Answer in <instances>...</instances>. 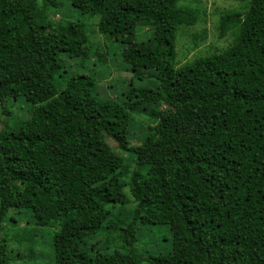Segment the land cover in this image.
<instances>
[{
  "label": "trees",
  "instance_id": "16d2710c",
  "mask_svg": "<svg viewBox=\"0 0 264 264\" xmlns=\"http://www.w3.org/2000/svg\"><path fill=\"white\" fill-rule=\"evenodd\" d=\"M9 1L23 8H0V107L24 96L34 108L16 130H0V264L22 258L7 229L18 221L10 212L22 209L30 257L44 228H56L51 264H264V0L220 17V37L236 31L227 49L178 68L177 32L197 24V8L72 0L82 14L100 16L101 34L125 45L134 79L157 80L156 88L132 86L123 103L100 97L89 75H60L66 86L58 87L61 55L91 50L78 23L55 26L42 16L39 2L56 8V0ZM141 26L150 35L138 41ZM134 113L156 119L140 144L131 143ZM107 136L135 157L131 171ZM117 203L121 218L110 220L108 206ZM140 224L170 225L172 252L139 249ZM100 230L118 233L124 249L84 252Z\"/></svg>",
  "mask_w": 264,
  "mask_h": 264
},
{
  "label": "rangeland",
  "instance_id": "374dc122",
  "mask_svg": "<svg viewBox=\"0 0 264 264\" xmlns=\"http://www.w3.org/2000/svg\"><path fill=\"white\" fill-rule=\"evenodd\" d=\"M58 7L48 5L44 1L39 2V10L42 16L51 20L55 26L65 25L68 22L78 23L89 36V47L91 54L87 57H70L63 53L62 69L57 75V84L60 89L66 86L64 77H71L77 74L89 75L96 84V93L105 99H112L119 103L129 101L128 92L132 86L156 88L157 80L149 77L148 73L138 79H134V72L130 65L123 59L124 44L115 38L103 35L98 30L100 16L91 17L82 14L72 3V0H56ZM250 0H183L180 6H190L200 11L199 21L194 26L182 25L178 29L176 39V68L187 63H191L197 57L206 56L213 53L222 52L227 49L234 41L236 31H230L224 37L219 36V19L226 12L231 10H247ZM2 11L14 13L23 6L9 0H0ZM150 29L141 26L136 32L138 41L147 39ZM163 103L159 108H165ZM4 109L0 107V130H16L20 120L28 119L31 116L34 106L27 101L24 96L18 98H8L4 102ZM134 121L130 128L131 143L140 144L141 140L147 136L150 128L156 124L155 118L144 116L139 113L133 114ZM111 147L120 152L126 159L131 171L134 166L135 157L129 152H123L119 148V143L112 137H106ZM126 181L130 178V172L124 173ZM124 193L129 202L125 205L132 208L136 205L134 197L131 195L130 188L126 187ZM113 210L110 220L118 221L121 217L118 210L121 204L108 206ZM23 213L18 214L11 211L17 217V222L7 223L10 238V249L13 255L21 254L22 258H17L13 264H51L53 263L52 236L55 227H45L39 239L38 256H29L27 240H24L25 230L31 228L27 224L29 210L22 209ZM13 212V213H12ZM27 216V217H26ZM23 217V218H22ZM139 249L148 252L152 256H167L173 249V231L170 225L159 224H140L138 228ZM21 242L23 244H21ZM124 249L123 243L118 233L109 234L100 230L96 235L87 241L84 252L94 256L97 252L111 253L115 250Z\"/></svg>",
  "mask_w": 264,
  "mask_h": 264
}]
</instances>
